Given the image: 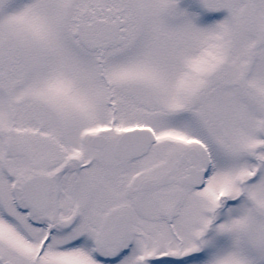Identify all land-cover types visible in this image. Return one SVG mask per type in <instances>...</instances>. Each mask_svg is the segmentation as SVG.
Segmentation results:
<instances>
[{
    "label": "snow or ice",
    "instance_id": "1",
    "mask_svg": "<svg viewBox=\"0 0 264 264\" xmlns=\"http://www.w3.org/2000/svg\"><path fill=\"white\" fill-rule=\"evenodd\" d=\"M0 264H264V0H0Z\"/></svg>",
    "mask_w": 264,
    "mask_h": 264
}]
</instances>
